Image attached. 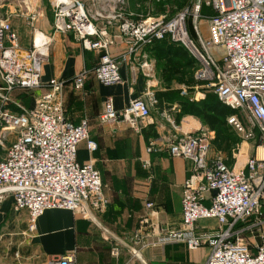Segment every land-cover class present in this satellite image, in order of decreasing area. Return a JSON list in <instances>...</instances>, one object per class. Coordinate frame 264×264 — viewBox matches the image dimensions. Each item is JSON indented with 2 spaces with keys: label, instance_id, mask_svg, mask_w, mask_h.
I'll return each mask as SVG.
<instances>
[{
  "label": "built area",
  "instance_id": "obj_1",
  "mask_svg": "<svg viewBox=\"0 0 264 264\" xmlns=\"http://www.w3.org/2000/svg\"><path fill=\"white\" fill-rule=\"evenodd\" d=\"M209 4L213 13L209 16L207 38L197 21L200 13L188 7L172 17L157 13L136 18L134 12L119 5L105 17L103 13H91L83 0H51L52 29L53 33H72L84 49L101 52L93 72L104 85L119 83L122 78L120 62L111 53L115 37L107 24L99 23L101 18L118 24L119 35L126 43L120 55L125 61L167 37L184 45L197 59L195 78L234 111L228 122L245 140L256 139L254 127L261 130L257 149L264 152V0H210ZM41 16L37 9L28 14V46H23L10 17L0 16V127L12 128L16 133L9 146L4 144L7 135L0 134V145L5 149L4 154L0 153V199L11 193L14 209L28 211L29 233L37 229L39 218L49 209L71 210L91 218L93 209L108 204L94 159H78L81 142L86 141L90 153L98 148L90 137L89 119L75 123L67 115L64 80L54 77L43 85V64L52 34L38 27ZM37 34L42 35L41 43L36 41ZM215 49L221 50L219 57L213 54ZM89 72L83 68L74 77L77 90L83 89ZM42 85L47 91L38 96L33 107L21 106V111L11 108L16 90H33ZM157 102L151 91L147 97L131 99L118 109L114 98L107 96L100 122H123L141 132ZM154 144L155 139H150L147 152L153 151ZM210 147V136L203 128L187 131L170 143L172 156L192 162V172L183 185L182 223L179 228L148 232L138 240L143 247L170 242L182 243L190 250L207 246L210 253L204 264H264V229L258 231V239L254 235L255 226L264 223L260 218L264 205V153H256L235 166L221 155L210 158ZM147 207L154 208L155 203L148 201ZM206 219H216L218 227L200 229V222ZM142 222L147 224L148 217ZM120 250L115 246L112 254L118 256ZM133 253L139 257L137 249ZM49 264H76V257L71 253L57 256Z\"/></svg>",
  "mask_w": 264,
  "mask_h": 264
},
{
  "label": "crops",
  "instance_id": "obj_2",
  "mask_svg": "<svg viewBox=\"0 0 264 264\" xmlns=\"http://www.w3.org/2000/svg\"><path fill=\"white\" fill-rule=\"evenodd\" d=\"M105 1L108 9H91L87 6L88 10L93 14L103 13L106 17L108 13L119 8L118 4L109 7L115 0ZM94 2L100 3L101 0ZM39 11L42 16L37 25L52 34V41L55 38L56 42L62 40L57 36L61 34H69L78 39L72 33H53V16L50 21L46 11ZM11 13L12 24L19 31L23 46H28L30 29L26 25V16L29 12L22 16V19L16 17L19 14ZM99 23L107 24L110 33L115 37L111 53L120 62L122 81L113 85L101 84L93 72L101 52L84 49L79 39L83 53H72L64 59L59 48L53 61L43 64L42 81L45 84L54 77L64 80L67 115L75 123L84 118L89 119L90 137L98 143V148L90 153L86 141L81 142L78 159L80 162L94 159L95 166L102 175L103 193L108 199V204L105 208L93 209L91 218H84L71 210L49 209L39 218L37 229L29 233L28 211L15 210L13 195L5 194L0 199V264H49L53 258L69 253L75 255L76 264H141L137 263L139 257L144 264H165L168 260L169 254L165 247H143L138 239L148 232L181 226L183 185L192 172V162L172 156L169 153V145L187 131L210 128L194 115L183 116L180 122H177V103L174 107H164L161 110L159 106L153 105L151 118L143 122L141 132L134 131L123 122L115 125L101 123L100 114L107 96H112L115 106L121 109L131 99L147 97L149 92H154V80L149 78L148 72L150 67L143 63L153 65L156 57L151 47H145L133 54L131 59L122 60L120 55L126 49V43L119 35L118 24H110L106 18H101ZM63 40L67 41V44L70 43L67 38ZM83 68L90 72L83 89L77 90L73 79ZM200 88L207 89L203 86ZM160 89L164 88L160 87L158 90ZM17 91L22 90H16L15 95ZM45 91L47 87L40 88L38 95ZM150 139H155L151 153L147 152ZM258 143L259 140L253 155L248 154L251 146L242 145L238 150H234L233 164L238 166L249 157L259 154ZM0 153L4 154L5 149ZM213 156L215 155L210 147L209 157ZM148 201L154 202L155 207L148 208ZM170 213L173 214V220ZM145 217H148L147 224L142 222ZM206 220H213L215 223L212 226H204L200 222V229L218 227L216 219ZM115 246L121 249L118 256L112 254ZM134 249L138 250L139 257L134 255ZM207 258L206 256L204 263Z\"/></svg>",
  "mask_w": 264,
  "mask_h": 264
},
{
  "label": "rangeland",
  "instance_id": "obj_3",
  "mask_svg": "<svg viewBox=\"0 0 264 264\" xmlns=\"http://www.w3.org/2000/svg\"><path fill=\"white\" fill-rule=\"evenodd\" d=\"M83 1H85V4L89 6L91 9L92 8L100 9V7H104L105 9L106 8L108 9L107 6L108 4H106L105 0H101L100 3H96V4L94 0H83ZM123 1L124 2H122L121 0H116V2L110 3L109 7L111 8L112 5L115 6L117 4L122 5V7H124L125 10L134 12L136 18L146 17L151 14L155 15L157 13H164L165 15L169 16L174 12L176 13L177 11L184 9L185 7H188L191 12L198 11L200 13V17L198 18L197 21L199 24L201 34L206 38L208 37L209 16L213 13L212 7L209 4L210 0H189L188 3L184 6H182L181 0H165L166 2H164L163 0H123ZM33 8L42 10L43 12L46 11L48 18L51 21L53 16V11L51 8V0H0V16L3 17H10L12 15L11 12H13L19 14V16L16 17L22 19V16H25L27 12L30 13L29 9H33ZM161 9H165V10L161 12ZM27 17L28 15L26 16V19ZM187 18H188L187 20H189L190 23L192 21V16H189ZM57 36H60L62 40L67 38L68 42L70 43L67 44L66 43L67 41L65 42L64 40L62 41L60 39L57 40L56 42V38L53 39L52 43L49 46L48 55L45 57L44 64L48 61H53L54 55L58 52L59 48H60L61 56L64 59L66 58V56L72 53L75 54L83 53L80 47V43L78 42V39H76L75 37L69 34L67 35L61 34ZM59 43H63V45L60 46ZM220 52L221 50L219 49H215V51L213 50V54L215 55V57H219ZM153 61H155L154 62L155 64L149 65L150 70L148 72H149V78L154 80L152 81V84L155 85L154 86L155 89L153 87L155 93L156 91H158L160 87L164 86L161 77V69L163 67V61L161 59H158L157 56ZM184 70L185 73L183 75L184 76L183 79L181 81H174L172 83L171 88L176 92L175 97H179L178 92L182 91L180 96L183 97H189L190 95H194L193 96L194 99L216 98V95L214 94L213 91L209 89L208 91L200 88L201 86H203V84L201 81L195 79L191 67L185 65ZM43 85H46V83L44 84V81H43ZM43 85L42 87L33 90L17 91L16 95L14 93L13 101H11L10 103L11 108H13L14 110L21 111L24 110L21 106L27 109L35 105V101L39 96L38 93H40V88L41 89L44 88ZM176 101L177 100H174L171 105H167V103H165V107L166 108L174 107V105L177 103ZM1 104L2 103L0 101V108H1ZM185 116L187 117V115ZM242 120L245 126L249 128L250 124L246 120V118L243 117ZM205 130L207 131L211 139V152L214 155H221L222 157L225 158L227 162L231 164H233L232 152L234 150H238V148L242 147V145H245L246 147L251 146L252 149H250L248 154L253 155L256 152L255 145L259 140L258 138L262 137V132L258 127L253 128L254 134L256 135V139L254 140L253 139L245 140L243 134H241L233 126L228 124H225L223 127L219 128L220 133H216L215 131L210 132L211 130L209 129H205ZM1 133L7 135V138L4 141L5 146H9L16 138L15 130H13L12 128L6 127L3 130L2 127H0V134ZM2 149H4V147L0 145V151H2ZM170 217L173 220L172 213H170ZM260 218L264 220V205L262 208V214ZM249 222H252V220H249ZM256 222L258 221H255L254 223ZM214 223L215 221L213 220L201 221V224L204 226H212ZM263 229H264V223L255 226L254 235L256 236V239L259 238L258 231H261ZM251 235H252L251 233L247 234V236H251ZM161 247H165L169 254L168 260L167 262H165V264H203L204 260L206 259V256L208 257L210 253V248L207 246L206 247L203 246L196 250H190L186 245L175 242L162 244L158 247H154L153 249H157ZM137 263L144 264L140 257L137 260Z\"/></svg>",
  "mask_w": 264,
  "mask_h": 264
},
{
  "label": "trees",
  "instance_id": "obj_4",
  "mask_svg": "<svg viewBox=\"0 0 264 264\" xmlns=\"http://www.w3.org/2000/svg\"><path fill=\"white\" fill-rule=\"evenodd\" d=\"M163 1L166 2L165 0ZM181 1L182 6H184L189 0ZM164 10L165 9H161V12ZM174 14L175 12L168 17H172ZM150 47L155 57L157 56L158 59L163 61L161 77L164 83V89H160L155 92V98L158 101L156 106H159L160 110L165 107V103H167V105H171L174 100H177L176 102L178 103L179 108L176 116L177 122H180L181 118L185 115H194L199 117L203 123L210 128V130L215 131L216 133H220L219 128L223 127L225 124L231 125L227 118L230 114H233L234 111L220 101L215 93L216 98L213 99L202 98L197 100L193 98L194 95L183 97L180 96L182 91L178 92L179 97H175L176 92L171 88V86L174 81H181L183 79L185 65L191 67L193 75L198 67L197 59L184 45L167 37L165 39L155 41Z\"/></svg>",
  "mask_w": 264,
  "mask_h": 264
},
{
  "label": "bare ground",
  "instance_id": "obj_5",
  "mask_svg": "<svg viewBox=\"0 0 264 264\" xmlns=\"http://www.w3.org/2000/svg\"><path fill=\"white\" fill-rule=\"evenodd\" d=\"M36 41L38 43H41L43 41L42 35L41 34H37L36 35ZM262 153H264L263 151L259 150V155H261Z\"/></svg>",
  "mask_w": 264,
  "mask_h": 264
}]
</instances>
